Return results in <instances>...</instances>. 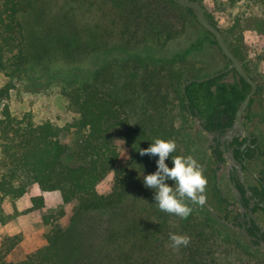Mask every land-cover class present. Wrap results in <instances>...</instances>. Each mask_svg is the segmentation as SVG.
Returning a JSON list of instances; mask_svg holds the SVG:
<instances>
[{"label":"trees","instance_id":"trees-1","mask_svg":"<svg viewBox=\"0 0 264 264\" xmlns=\"http://www.w3.org/2000/svg\"><path fill=\"white\" fill-rule=\"evenodd\" d=\"M70 1L72 4L82 6L83 12L94 8L88 14L94 15L95 12L100 14L96 23L100 31L98 41L101 43L98 50H103L111 36L117 34L120 39L127 38L128 44H134L136 39L145 43L151 37L159 39L167 29L171 28L170 22L165 21L164 12L161 9L162 0ZM200 1L202 3V0ZM252 1L264 8V0ZM167 3L177 10H182L185 16H195L192 9L174 0H167ZM63 4L64 0H0V69L6 71L10 77L19 78L28 75L36 67L50 73L67 66V69L61 71L64 75L59 79L61 93L66 97L69 108L77 114L72 122L60 126L50 120L37 123L29 115L18 118L12 114L8 105L0 108V203L5 197L14 199L23 197L32 185H38L43 192L59 191L65 203L75 202L76 211L73 221H76L83 215L114 211L125 207L128 203L132 170L127 166L118 167L121 156L120 143L132 146L137 171L139 168H145L154 174L157 171L159 157L141 156L140 150L150 147L156 139H174L177 150L172 155L188 156V151L181 145L185 142L184 129H187V121L178 127L177 116L172 117L175 112L183 113L187 119L195 120V117H198L205 130L212 134H219L221 137L234 125L237 111L251 91V85L235 70L223 72L229 67L212 72L206 66L199 67L195 62H191L190 57L194 53L206 49L205 41L201 39L183 54L159 61L154 66L151 63L152 73L141 81L148 97L144 108L149 117L141 124L134 122L129 110L130 99L127 98L125 91L136 92L140 86L136 73L141 71L134 66L135 60L128 59V63L133 65L126 77L122 76L125 65L121 63H118V71L114 67L108 68V64H105L94 71H89L85 76L69 74L68 72H72L76 67L79 48L77 37H75L78 35L74 33L80 25L79 20L68 19L63 15ZM65 12L68 13L69 9ZM72 12L74 14L75 10L73 9ZM206 14L209 20L222 31L229 47L250 74L248 67L244 64L243 35L233 37L236 35L234 30L223 31L214 18L207 12ZM108 17L111 18L110 26L104 22ZM65 21L68 23L65 24ZM94 28L93 30H96V27ZM236 28H238L237 25ZM206 32L211 43L219 47L215 37L209 31L206 30ZM167 34L168 41L174 38L173 29ZM136 57L141 60L140 56ZM217 73L221 74L205 82L190 84L187 87V93H184V84L189 79H203ZM230 77L233 79L230 80ZM9 92L10 85L0 88V99L8 97ZM260 92L259 87L245 112L244 119L253 109ZM201 132L206 134L202 128ZM187 136L188 133H186ZM196 136L197 134L190 133L193 140ZM69 138H72V141H68ZM214 140L218 142L216 145H211L214 190L219 202L229 209V199L217 180L218 171L221 168L220 162L225 163L226 159L219 136ZM247 140V138L238 137L231 147L238 159L250 161L258 156L261 146L260 144L256 147L249 145L244 148ZM255 143L256 141L253 142ZM166 163L170 168L173 167L171 156ZM243 169L245 171L247 167L244 166ZM114 171L116 172L114 183L110 191L105 193L100 186ZM167 183L169 186L174 184L171 180ZM137 186L147 188L143 179L140 183L138 180ZM237 188L245 193L239 179H237ZM251 189L264 204V167ZM147 190L151 197L150 210H156L161 218L159 224L152 226L154 235L158 232H167L169 220L175 217L178 227L174 234L177 231L188 233L189 237L195 234L190 245L186 247L193 258L198 256L195 250L200 251L203 246V237H205L204 232L198 231L200 223L197 218H194L196 209H201L205 222L213 225L212 238H216L214 229L219 231L220 228L227 227L206 205L202 207L190 205L191 202L186 201L193 208L187 219L163 212L156 204L155 190L150 188ZM32 202L36 209L43 207L45 203L42 196L34 197ZM136 204L137 202L134 208L138 207ZM152 210L148 216L149 220ZM259 210L264 212V205H258L254 211ZM63 214L61 212L56 221L53 220L52 215L45 216V222L52 225L47 236V244L21 261L15 262L8 259L9 253L18 244V240L16 237L6 238L0 246V264H68L63 255L68 242V232L58 223L59 217ZM225 218L228 219L227 216ZM140 222L139 217L135 215L129 221V228L134 231L132 234L135 236V241L130 248H126L127 244L120 240L121 231L113 234L112 239L119 245V251L116 250L119 253L117 258L121 260L119 264H157L155 251L158 245L153 244L149 237L146 243L140 241ZM253 228L257 232L253 231ZM229 229L235 235L237 233L242 235L248 246L254 249L243 233L231 227ZM247 230L254 236H258L261 232V228L255 222L253 227H247ZM170 233L172 232L165 234L169 236ZM259 238L264 240V232ZM255 244L258 245L259 242ZM148 245L150 246L148 254L142 256L143 248ZM188 262L200 264L193 259Z\"/></svg>","mask_w":264,"mask_h":264},{"label":"rangeland","instance_id":"rangeland-1","mask_svg":"<svg viewBox=\"0 0 264 264\" xmlns=\"http://www.w3.org/2000/svg\"><path fill=\"white\" fill-rule=\"evenodd\" d=\"M160 3L165 21L170 22L171 28L167 29L159 39L151 37L145 43L136 39L134 44H128L127 38L120 39L117 34L111 36L109 45L104 46L103 50H98L101 43L98 41L100 31L96 23L100 14L98 12H95L94 15L88 14L94 8L83 12L82 6L72 4L70 0H64L63 4V15L68 19L79 20L80 25L74 33V35H78L75 37H77L79 48L75 62L76 67L75 70L68 73L79 77L85 76L89 71H94L105 64H108V68L114 67L118 71V63H121L125 65L122 76L126 77L133 65L128 63V59H134V66L141 71L136 73L139 79L137 82L140 86L136 92H129V90L125 91V94L130 99L129 110L133 121L140 124L149 117L144 108L148 97L141 81L148 78L152 73L151 63L154 66L159 61L172 59L178 54H183L194 43L203 39L206 49L194 53L190 57L191 62H195L199 67L206 66L212 72L231 66V61L224 57L220 48L212 44L211 40L207 38L206 29L195 16L183 15L182 10L171 7L167 0H162ZM202 3L206 12L214 18L223 31L234 30L236 35L233 37L243 35L244 64L248 67L250 74L258 81L261 89L253 109L244 119L252 135L258 137L261 146L258 156L247 161V169L245 170L246 180L251 185H255L264 167V8L252 0H202ZM68 9L69 12H65ZM73 9L75 10L74 14ZM110 19L108 17L104 21L109 26ZM65 22V24L68 23V21ZM236 25L238 28L235 29ZM94 27L96 30H93ZM101 27L103 26L101 25ZM171 29L174 30V38L168 41L167 32L169 33ZM137 55L141 57V60L136 57ZM67 68V66H63V68L60 67L48 73L36 67L28 75L19 78L10 77L6 71L0 69V88L10 85L9 96L0 99V108L8 105L13 115L18 118L29 115L37 123L50 120L57 125L64 126L72 122L77 114L69 108L66 97L62 95L59 80L60 76L64 75L61 71ZM119 79L121 78L119 77ZM229 79L232 80L233 78L230 77ZM174 116H177L176 125L178 127L187 121V129H184L185 142L181 145L188 151V156H193L198 163L202 164L203 162L204 165L207 159L206 150L209 146L207 134L204 135L201 132L200 123L196 119H187L180 112H175L172 117L174 118ZM186 133H188L187 137ZM190 133L192 135L197 134L194 140L190 137ZM68 141H72V138H69ZM119 150L121 156L118 167L127 166L132 170L130 175L131 191L125 207H120L114 211L89 213L73 221L76 203H65L59 191L43 192L38 185H32L23 197L17 199L5 197L0 203V246L8 237H16L18 240V244L9 253L8 259L18 262L44 247L47 244V236L52 229V225L45 222V216L52 215L51 217L56 221L59 214L63 212L64 214L59 217L58 223L68 232L67 246L63 250V255L68 264H119L121 262L117 258L119 245L114 242L112 236L116 231H121L120 240L127 244L126 248H130L135 241V236L132 234L134 231L129 228V221L133 215L141 220L140 241L146 243L149 240L147 237H149L153 244L158 245L155 251L157 264H190L188 261L191 259L200 264H264V250L251 249L242 235L240 236L238 233L235 235L234 232L229 231V227L236 229L231 225L235 210L227 209L218 200L214 190L215 179L212 171L214 164L211 157L204 169V175L208 180L205 193L207 196L206 206L227 227L220 228L219 231L214 229L216 238H212L213 225L205 222L201 209H196L194 218H197L200 223L198 231L204 232L205 237H203V246L200 251L195 250L198 256L193 258L192 253L187 251L186 247L175 250L171 245L169 236L165 234L174 233L178 227L175 217L169 220L167 232H158L154 235L152 226L161 222L160 215L156 210L151 209L152 216L150 220L148 219L151 212V197H149L147 188L137 186L138 180L140 183L144 176L151 174V171L145 168H139L137 171L132 146L120 143ZM224 169H226V165H224ZM219 171L218 184L229 201H234V193L230 187L226 171ZM115 176L116 172L114 171L104 180L100 186L103 192L110 191ZM39 196L44 198L45 203L43 207L36 209L32 199ZM136 202L138 207L134 208ZM226 216L228 219L225 218ZM256 217L260 225L264 226V212L259 210ZM235 231L240 233L238 229ZM175 234L189 236L188 233H179L178 231ZM194 236L195 234L190 238L192 239ZM148 248H150L149 245L143 248L142 256L148 254ZM117 249L118 251H116Z\"/></svg>","mask_w":264,"mask_h":264},{"label":"clouds","instance_id":"clouds-1","mask_svg":"<svg viewBox=\"0 0 264 264\" xmlns=\"http://www.w3.org/2000/svg\"><path fill=\"white\" fill-rule=\"evenodd\" d=\"M177 150L174 139H156L147 149L140 150V155L158 156L157 171L143 177L145 187L155 190V200L159 209L170 215L187 219L193 208L191 204L204 206L207 202L206 189L208 180L204 175L203 166L193 156H173ZM171 156L173 167L166 161ZM173 181L174 187L167 181ZM169 239L175 250L187 247L191 238L186 235L170 233Z\"/></svg>","mask_w":264,"mask_h":264},{"label":"water","instance_id":"water-1","mask_svg":"<svg viewBox=\"0 0 264 264\" xmlns=\"http://www.w3.org/2000/svg\"><path fill=\"white\" fill-rule=\"evenodd\" d=\"M174 1H176L178 4H180L186 8L192 9L193 13L195 14L199 23L215 37L221 51L231 61V66L223 72L235 70V71H237V73L241 77H243L251 85V91L248 93V95L246 96L244 101L241 103V105L237 111L234 125L221 137L222 142L224 144L226 142L230 143L238 137L247 138L249 141H251L253 139V135L251 134V132L249 131L248 127L246 126V124L244 122V115H245V112L247 111L253 97L258 92V89H259L258 82L247 72V70L245 69V67H244L243 63L241 62V60L239 59V57H237L233 53V51L229 47V45H228V43L224 37L222 31L209 20V18L207 17L205 8H204V6L200 0H195V1L194 0H174ZM220 74L221 73H217V74L205 77L203 79H198V78L189 79L184 84V87H183L184 93L185 94L187 93V87L190 84H192L194 82H205L209 79H212V78L219 76ZM195 119L200 123V127L209 136V138L211 139V143H212L213 137L215 136V134H211L210 132L205 130L204 127L201 125V121L198 117H195ZM210 146L211 145L209 144V146L207 147V150H206L207 159H206L205 164L203 165V169H205L207 167V163H208L209 158H210V155H209L210 154L209 153L210 152ZM224 149H225V146H224ZM231 157H233L232 153H231ZM228 161H229V167L230 168H233L234 166L237 167V169L239 170V173H240V178H241L242 182L245 184L246 188L248 189V185L245 181L243 165L238 164L229 158H228ZM232 188L234 189V192L236 195H239V196L241 195V192L236 187V185H232ZM249 192H250V190H249ZM205 205H207V204H205ZM262 231H264V227H262ZM241 232H243V234L248 237V239L251 241V245L254 249L264 250V241H262L261 244H259V245H255L253 242L254 238L249 234V232L246 229H243V230L241 229Z\"/></svg>","mask_w":264,"mask_h":264},{"label":"flooded vegetation","instance_id":"flooded-vegetation-1","mask_svg":"<svg viewBox=\"0 0 264 264\" xmlns=\"http://www.w3.org/2000/svg\"><path fill=\"white\" fill-rule=\"evenodd\" d=\"M218 136H219V139L221 141V148L224 151V157L226 159L225 163L220 162V166H221L220 170L221 171H219V172H222L224 170L226 171V175H227L230 187H231V189H232V191L234 193V197H235L234 201H229V206H228V208L230 210L231 209L235 210V215L232 218V224L231 225H232V227L238 229L241 232V229L242 230L243 229L247 230V227L252 228L253 227V222H255V224L258 225L261 228V232L258 233V236L260 237L263 234V232H264V231H262V227H264V226L260 225V223H259V221H258V219L256 217V213L258 211L255 212L254 210H255V208L258 205H264V204L260 201L259 197L251 189V186H254V185H251L245 178V181H246V183L248 185V189L246 188L245 184L242 182V180L240 178V173H239V170L237 169V167H235V166L233 168L229 167L228 158L231 159L232 161H235L238 164H242L243 167L246 166L247 160L246 159H240V158L238 159L235 156L234 149L231 147V144L233 143V141L230 142V143L226 142L224 144L222 142V139H221L222 136L220 137L219 134H215V136L213 137L212 143H211V139L208 136L209 144L210 145H216L218 142L215 141L214 139H215V137H218ZM254 141H256L255 144H253ZM259 143H260V141H259L258 137L253 135V139L251 141L247 140V142L244 144L243 147L245 148V147H248L249 145H251L253 147H256L257 145H259ZM224 146H225V149H224ZM209 153H210L209 155L211 157V153H212L211 146H210V152ZM231 153L233 154V157H231ZM224 165H226V169H224ZM218 175L220 176V173H218ZM244 176H245V171H244ZM237 179H239L240 183L243 185V188L245 190V193H242L239 190L241 192L240 196L236 195L235 192H234V189L232 188V185H236V187H237ZM249 190H250V192H249ZM239 224H242V225L239 226ZM253 231L257 232L255 228H253ZM241 233H243V232H241ZM251 236L254 238L253 239L254 244H255V242H259V244H261V242L264 241L263 239L259 238L258 236H254V235H251ZM250 243H251V241H250Z\"/></svg>","mask_w":264,"mask_h":264}]
</instances>
